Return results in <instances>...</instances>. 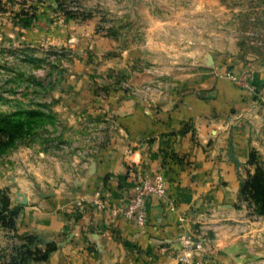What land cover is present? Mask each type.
Listing matches in <instances>:
<instances>
[{"label": "crops", "instance_id": "obj_1", "mask_svg": "<svg viewBox=\"0 0 264 264\" xmlns=\"http://www.w3.org/2000/svg\"><path fill=\"white\" fill-rule=\"evenodd\" d=\"M94 17L82 22L76 13L48 10L29 32L73 53L66 77L49 76L42 92L63 105L55 112L72 113L68 124L79 138L63 143V154L26 153L24 168L19 163L3 177L0 264L21 256L23 264H248L246 244L264 235V218L241 200L240 189L258 167L264 174V61L218 54L210 70L208 44L190 61L185 45L178 50L169 40L170 67L192 65L193 72L174 73L166 94L159 75L141 72L126 75L127 88L119 89L113 79L88 75L87 58L108 56L116 46ZM123 17L131 22L138 14ZM123 29L130 39L122 57H109L102 71L159 67L161 27ZM150 81L158 87L146 88ZM130 167L166 181V197L144 201L143 225L126 212L135 185Z\"/></svg>", "mask_w": 264, "mask_h": 264}, {"label": "rangeland", "instance_id": "obj_2", "mask_svg": "<svg viewBox=\"0 0 264 264\" xmlns=\"http://www.w3.org/2000/svg\"><path fill=\"white\" fill-rule=\"evenodd\" d=\"M91 1L0 0L1 207L8 202V190L3 186V177H8L10 167H13L14 173L18 171L19 163L24 168L26 153L36 156L43 151L56 153L59 150L63 154L65 151L60 146L63 143L70 146L79 138L68 124L72 122V113L65 117L55 112L54 109H61L63 105L42 92L45 90L42 83H46L49 76L54 75L58 81L66 77L70 70L66 63L73 56L70 50L49 44L46 37H40L39 34L33 37L29 33L36 24L43 25V20L39 19L43 12L76 13L78 17L84 18L82 22L95 16L91 22L109 31L116 46L108 56L87 58L93 59L88 75L96 76L98 82L101 78L106 83L113 79L114 86L119 89L127 88L126 75L141 72L145 77L159 75L161 93L166 94L174 73L193 72L196 68L193 69L192 65L189 68L176 64L170 67L169 49L174 43L178 50L179 46L184 50L185 45L190 61H193L201 45L208 44L210 70L214 69L212 65L218 54L231 58L241 54L248 56L249 61H264V0H143L131 5L110 0ZM110 11L114 18L110 17ZM126 11L138 14V19L131 22L125 19L123 15ZM152 23L162 29V62L159 67L143 62L139 63L137 70L129 67L125 69L126 72L102 71L104 68L101 63L109 57H122V48L126 46L123 42L130 39L124 34L123 28L131 24L147 29ZM145 39L147 41V37ZM172 59L173 64L178 63ZM229 70L226 74L234 76ZM146 83V88L158 87L156 82L155 85L152 81ZM102 88L108 87L103 85ZM5 217L7 215L2 214L1 221L5 222ZM249 238L251 242L246 244V248L252 253L248 264H264V235L258 234L256 238L251 235Z\"/></svg>", "mask_w": 264, "mask_h": 264}, {"label": "built area", "instance_id": "obj_3", "mask_svg": "<svg viewBox=\"0 0 264 264\" xmlns=\"http://www.w3.org/2000/svg\"><path fill=\"white\" fill-rule=\"evenodd\" d=\"M231 77L233 78V76ZM129 171L134 174L135 185L134 194L131 197L129 209L126 212L128 217L134 218L138 225H143L145 222V214L142 211L144 201L150 196L157 198L166 197V181L162 173L152 174L146 170L134 171V167H130ZM99 207L107 209L104 203H99ZM196 248L199 249L200 245H196Z\"/></svg>", "mask_w": 264, "mask_h": 264}, {"label": "trees", "instance_id": "obj_4", "mask_svg": "<svg viewBox=\"0 0 264 264\" xmlns=\"http://www.w3.org/2000/svg\"><path fill=\"white\" fill-rule=\"evenodd\" d=\"M251 158L253 159V156H251ZM240 193H241L240 196L241 200L252 202L255 206L256 213L264 217V174L261 168L258 167L253 177L241 182ZM7 206H8V202H6L1 207L0 220ZM23 261H24V257L21 256L15 262V264H23Z\"/></svg>", "mask_w": 264, "mask_h": 264}]
</instances>
